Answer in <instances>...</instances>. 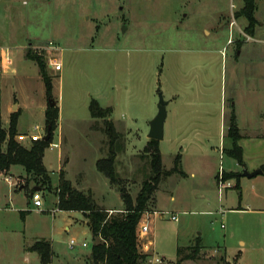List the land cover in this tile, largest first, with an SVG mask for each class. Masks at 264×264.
Here are the masks:
<instances>
[{
    "label": "rangeland",
    "instance_id": "374dc122",
    "mask_svg": "<svg viewBox=\"0 0 264 264\" xmlns=\"http://www.w3.org/2000/svg\"><path fill=\"white\" fill-rule=\"evenodd\" d=\"M255 1L258 24L250 36L247 20L237 17L244 0H0V51L9 49L13 61L4 72L0 58V129L8 132L19 111L18 134L44 137L49 99L60 109L53 136L59 147L46 150L44 160L51 189L40 191L42 208L29 197L45 183L21 166L13 168L25 175L16 188L0 182V264H42L27 249L39 240L51 244V264H89L95 242L87 218L58 209L60 173L64 169L65 178L98 207L124 208L120 190L97 169L108 155V139L104 121L91 116L96 100L111 109L124 148L118 177L136 199L152 176L144 150L160 94L167 103L159 142L163 165L172 170L180 155L187 175L162 178L154 211L169 214L151 221L153 247L144 252L139 245L148 256L142 264H179L178 249L188 248V255L197 245V259L181 264H264V175L235 178L221 198L215 183L219 168L253 173L264 164V0ZM231 35L234 43L227 45ZM28 53L43 57L52 97ZM52 63L62 70L50 68ZM233 112L244 168L220 152L232 141ZM21 211H27L24 218Z\"/></svg>",
    "mask_w": 264,
    "mask_h": 264
},
{
    "label": "trees",
    "instance_id": "16d2710c",
    "mask_svg": "<svg viewBox=\"0 0 264 264\" xmlns=\"http://www.w3.org/2000/svg\"><path fill=\"white\" fill-rule=\"evenodd\" d=\"M257 4L255 0H244V6L237 13V17L247 20L246 33L253 35L258 24L256 19ZM28 58L35 61L40 69L43 82L45 84L48 97H52V79L47 75L46 65L43 57L28 53ZM91 116L95 120H103V132L107 136L108 155L97 163V169L103 173L109 181L121 192L124 208L119 212L110 214L104 208L96 205L91 195H87L76 189L73 184L65 178L62 171L60 173L59 185L56 188L58 195V209L60 211H75L86 214L89 219L94 245L89 257V264H142L148 257L139 251L137 230L145 212H151L155 201V193L159 188L163 177L171 176L175 173L185 175L181 169V156L176 157L175 167L172 170H165L159 142L150 140L145 147V155L151 159L152 176L144 182L141 191L136 199H133L122 187V180L118 177L116 161L119 153L124 150L121 145L120 135L110 121L111 109L102 108L100 104L93 100L90 104ZM60 109L57 105L49 108L45 114L46 126L51 127V138L49 141L40 140L33 142L27 147L16 140L18 135V117L20 112L13 113L8 132L0 129V178L6 176L11 167L22 166L28 175L40 178L45 183L41 188L48 186L51 189V178L45 168L43 160L45 151L53 144L54 132L58 127ZM228 137L232 140V148L224 150V154L236 160L239 165L244 166L243 152L238 143L242 135L238 128L237 116L232 113L228 124ZM120 142V143H119ZM6 143V149H2V144ZM264 174V166L262 167ZM239 178V174L225 173L226 180ZM27 212H21L22 218ZM188 248H179V264L186 260H195L202 247L195 246L189 248L190 253L183 255V251ZM32 251L37 252L42 264H50L53 258L51 244L40 241L32 247Z\"/></svg>",
    "mask_w": 264,
    "mask_h": 264
},
{
    "label": "built area",
    "instance_id": "2783aa9c",
    "mask_svg": "<svg viewBox=\"0 0 264 264\" xmlns=\"http://www.w3.org/2000/svg\"><path fill=\"white\" fill-rule=\"evenodd\" d=\"M235 21L232 23V27H234L235 25ZM252 40L250 37H247V41ZM234 43V39L231 38V40L229 41V44H233ZM50 47H54L53 43H50ZM13 65V61L10 57L9 54L7 55H3L1 58V69L5 71H7V69H9L10 67H12ZM50 68H52L53 70L60 72L62 70V65L61 63H52L50 65ZM39 128H36V130H38ZM18 142H24L26 140H30L32 143L33 142H37L40 140H43L42 136L39 135H24L21 134L18 137ZM52 147H58V144H51ZM223 154V151L221 150V155ZM7 181L12 184V180L11 179H7ZM232 180H226L225 179V171L220 168L219 173H218V181H217V185H218V192H219V197H222L223 193L225 190L232 188V184H231ZM32 201H33V205L35 208H37L38 210H40L43 206V202H42V197L41 194L39 192H33L32 194ZM168 212H158V211H151V212H145L140 224L138 226V230H137V237H138V245H142V247H144L146 250H150L153 247V239H148V236L150 234V224L153 218H164L168 215ZM171 220L172 221H178V217L175 215H171ZM77 245V242L75 239L70 241V246L71 248H74ZM83 247H87V244L84 243L82 245ZM157 263L158 262L157 260Z\"/></svg>",
    "mask_w": 264,
    "mask_h": 264
},
{
    "label": "crops",
    "instance_id": "0c3cea01",
    "mask_svg": "<svg viewBox=\"0 0 264 264\" xmlns=\"http://www.w3.org/2000/svg\"><path fill=\"white\" fill-rule=\"evenodd\" d=\"M234 34V33H233ZM231 38H232V35L229 37V39H228V41H227V45H232V44H229V41L231 40ZM234 39V38H233ZM244 47V44L241 46V48H240V50L242 49ZM224 50H225V47H223V49L222 50H220V53H222V54H224ZM7 54H9V55H11V51H9V49H3V48H1V51H0V58H2V56L3 55H7ZM242 55V50L241 51H239V54H238V56H241ZM12 59V58H11ZM12 73L13 74H17V72H16V70H13L12 71ZM237 123H238V120H237ZM238 128H239V130H240V127H239V124H238ZM240 133H241V131H240ZM19 135H21V133H19L18 135H17V137L19 136ZM242 135V134H241ZM243 137V136H242ZM26 141H28V140H26ZM26 141H24V142H26ZM30 141V140H29ZM20 143H22V142H20ZM30 143H32V142H30ZM54 144V143H53ZM59 145V144H58ZM232 145H233V143H232V141H230V145H229V147L227 148L226 146L224 147V149H223V154H224V150H227V149H231L232 148ZM52 147V146H51ZM50 147V148H51ZM59 147V146H58ZM58 147H54V148H58ZM49 149V148H48ZM47 149V150H48ZM222 150V149H221ZM221 150H220V152H221ZM45 157H46V151H45V156H44V160H45ZM222 157V156H221ZM44 160H43V163H44ZM234 160V159H233ZM60 161H61V163H62V153L60 154ZM236 161V160H235ZM237 162V161H236ZM237 164H238V162H237ZM239 165V164H238ZM44 166H45V168L47 169V167H46V165H45V163H44ZM241 166V165H240ZM264 166V164H261V163H259V164H257L255 167H254V171L253 172H255V171H257V170H262V167ZM22 167V166H21ZM245 166H242L241 168H244ZM13 168H14V166L13 167H11V169H10V171H9V173L7 174V176H1V178H0V182H1V180L4 178L5 179V181H6V183L8 184V186L10 187V188H16L15 186L17 185V183H18V180L20 179V178H23L25 175H24V172L23 173H17V174H15V173H13L14 171H13ZM23 168V167H22ZM23 170L25 171V169L23 168ZM48 170V169H47ZM219 170H220V168H219ZM219 170L218 171H216V172H218L219 173ZM245 170H247V169H245ZM62 171H64V169L62 170ZM61 171V172H62ZM263 171V170H262ZM48 172H49V170H48ZM249 172V171H248ZM25 173H26V171H25ZM226 174H228V173H236V174H239V177H245V176H243L242 175V173L243 172H241V173H239V172H234V171H230V172H225ZM185 175H187L186 173H185ZM260 175H264L263 173L262 174H260ZM258 176V175H257ZM51 178V177H50ZM247 178H249V177H247ZM252 178H254V177H252ZM7 179H11L12 180V184H10L8 181H7ZM232 180H234V179H232ZM215 183L217 184V177H216V175H215ZM37 186V185H36ZM236 188H239V186L237 187L236 186ZM25 188H23V187H21L20 189H17L18 191H22V190H24ZM240 189V188H239ZM42 190V188H41V186H37V187H35V189L33 190V191H31L30 192V197H29V200H30V203H31V201H32V194H33V192L35 191V192H39L40 193V191ZM219 198H221V197H219ZM174 199V198H173ZM32 203H33V201H32ZM122 204L124 205V203H123V201H122ZM156 200L154 201V204H153V206H152V210H157V209H155V206H156ZM34 206V205H33ZM105 210H107L110 214H112V213H114V212H119V211H121L122 209H105ZM60 211V210H59ZM21 212H27V211H21ZM64 212H67V211H64ZM68 212H70V211H68ZM71 212H75V211H71ZM77 213V212H76ZM79 213H81V214H83L82 212H79ZM86 218H87V220H88V224H89V219H88V217H87V215L86 214H83ZM154 219H157V218H153L152 220H154ZM222 227H224V226H222ZM149 238H150V234H149V236H148ZM40 241H43V240H39L38 242H40ZM46 242H48V241H46ZM35 245V244H34ZM34 245H32V246H29V247H27V249L29 250V251H32V247H34ZM52 247V246H51ZM151 250V249H150ZM53 251V250H52ZM143 251L144 252H148L149 250H146L144 247H143ZM33 252V251H32ZM37 253V252H36ZM54 254V253H53ZM91 254V253H90ZM149 254H150V252H149ZM89 257H90V255H89ZM89 257H88V260H89ZM40 258V257H39ZM53 259V258H52ZM51 263H52V261H51ZM50 263V264H51Z\"/></svg>",
    "mask_w": 264,
    "mask_h": 264
},
{
    "label": "water",
    "instance_id": "95a60500",
    "mask_svg": "<svg viewBox=\"0 0 264 264\" xmlns=\"http://www.w3.org/2000/svg\"><path fill=\"white\" fill-rule=\"evenodd\" d=\"M160 101H159V111H158V115L156 116V118L151 122V128H150V133L148 138L150 140H155V141H162L164 138V123L167 117V112H166V106L167 103L164 101L163 99V95L160 94ZM49 104L51 107L57 105L55 101H53L52 99H49ZM51 138V127H48L47 129V133L46 135L43 137V140L45 141H49ZM263 171L262 170H257L253 173H249L247 170H244V172L242 173L243 176L245 177H256L257 175L262 174ZM156 264H165V263H156Z\"/></svg>",
    "mask_w": 264,
    "mask_h": 264
}]
</instances>
